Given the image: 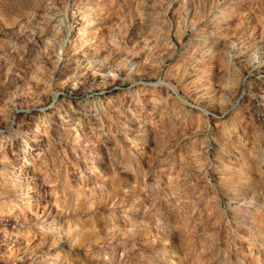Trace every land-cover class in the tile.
<instances>
[{
  "label": "rangeland",
  "instance_id": "1",
  "mask_svg": "<svg viewBox=\"0 0 264 264\" xmlns=\"http://www.w3.org/2000/svg\"><path fill=\"white\" fill-rule=\"evenodd\" d=\"M0 264H264V0H0Z\"/></svg>",
  "mask_w": 264,
  "mask_h": 264
},
{
  "label": "bare ground",
  "instance_id": "2",
  "mask_svg": "<svg viewBox=\"0 0 264 264\" xmlns=\"http://www.w3.org/2000/svg\"><path fill=\"white\" fill-rule=\"evenodd\" d=\"M173 87V86H172ZM171 87V88H172ZM173 89V88H172ZM56 96V95H55ZM182 99V98H181ZM180 100V99H179ZM187 103V102H186ZM202 152V151H201ZM191 173H193V174H200V171H197V172H194V171H192ZM195 181L196 182H198L199 184H201L202 186H200V187H202V188H206L204 185V183L201 181V180H199V178H195Z\"/></svg>",
  "mask_w": 264,
  "mask_h": 264
}]
</instances>
